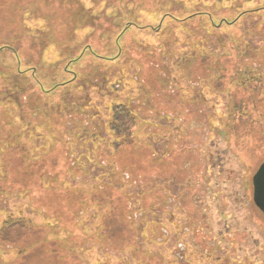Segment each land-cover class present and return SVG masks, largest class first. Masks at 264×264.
Listing matches in <instances>:
<instances>
[{
  "label": "rangeland",
  "instance_id": "1",
  "mask_svg": "<svg viewBox=\"0 0 264 264\" xmlns=\"http://www.w3.org/2000/svg\"><path fill=\"white\" fill-rule=\"evenodd\" d=\"M1 47L0 264H264V0H0Z\"/></svg>",
  "mask_w": 264,
  "mask_h": 264
},
{
  "label": "trees",
  "instance_id": "2",
  "mask_svg": "<svg viewBox=\"0 0 264 264\" xmlns=\"http://www.w3.org/2000/svg\"><path fill=\"white\" fill-rule=\"evenodd\" d=\"M193 17H195V15L190 16L188 19L193 18ZM174 19L178 20L177 17ZM186 20H187V18H186ZM227 25H231V24L227 23ZM3 48H5V47H1L0 50ZM133 123H134V121L132 118H130V114H129L126 106L119 105V106L114 107L112 122L109 126L113 131H119L120 129H122V130H124V132H127L126 128H128V130H129V127L131 128Z\"/></svg>",
  "mask_w": 264,
  "mask_h": 264
},
{
  "label": "water",
  "instance_id": "3",
  "mask_svg": "<svg viewBox=\"0 0 264 264\" xmlns=\"http://www.w3.org/2000/svg\"><path fill=\"white\" fill-rule=\"evenodd\" d=\"M254 203L264 214V164H262L253 178Z\"/></svg>",
  "mask_w": 264,
  "mask_h": 264
}]
</instances>
